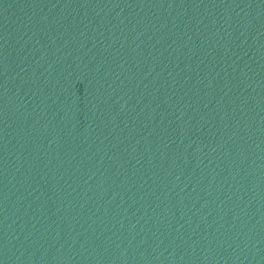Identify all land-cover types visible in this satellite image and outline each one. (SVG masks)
I'll list each match as a JSON object with an SVG mask.
<instances>
[{
  "label": "water",
  "instance_id": "water-1",
  "mask_svg": "<svg viewBox=\"0 0 264 264\" xmlns=\"http://www.w3.org/2000/svg\"><path fill=\"white\" fill-rule=\"evenodd\" d=\"M0 264H264V0H0Z\"/></svg>",
  "mask_w": 264,
  "mask_h": 264
}]
</instances>
